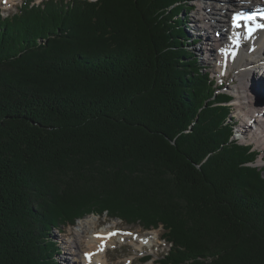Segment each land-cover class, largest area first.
I'll use <instances>...</instances> for the list:
<instances>
[{"label":"trees","instance_id":"1","mask_svg":"<svg viewBox=\"0 0 264 264\" xmlns=\"http://www.w3.org/2000/svg\"><path fill=\"white\" fill-rule=\"evenodd\" d=\"M194 2L0 9V264H56L91 212L162 228L157 264H264L261 154L184 44Z\"/></svg>","mask_w":264,"mask_h":264},{"label":"rangeland","instance_id":"2","mask_svg":"<svg viewBox=\"0 0 264 264\" xmlns=\"http://www.w3.org/2000/svg\"><path fill=\"white\" fill-rule=\"evenodd\" d=\"M4 0H0V9L2 10L4 16H7L9 14L15 13L17 11V5L22 3L24 0H12L8 4H3ZM43 0H35V3H40ZM237 0H230L226 3L219 4L215 0H196L193 3L194 11L192 13H187L185 21L188 24V26L185 27V30L188 34V36L192 37H199L201 38V41H197L196 44L190 43L187 41H184V44L186 45L187 50L192 53L194 56L197 57V63L200 68H205L207 71H211L214 76L220 77V80H218L219 86L222 84L223 91H226L227 93H231L235 95V100H237L236 94L232 91L235 89V87H238L240 84V80L238 78H235V73H230L229 76L225 77L222 79V75L220 76L218 73L219 70L216 69V58H217V53L212 52V42L220 41L222 38H217V33L215 32H220L219 31V24L215 21H212L209 32L206 31V27L204 23L206 22L205 15H206V9L208 6H212L211 9L214 10V13H216L217 18H221V21L224 20L225 18H231V11L230 12H223L221 9L225 8L226 11H229V9L236 8ZM238 4V2H237ZM183 17H185V14H183ZM210 17V16H209ZM203 19V20H202ZM219 20V19H218ZM229 21V19H228ZM205 27V28H201ZM223 32V31H222ZM229 29H225V33L228 34ZM204 35H207V37L210 39L208 42L204 41ZM211 47V48H210ZM210 55V58L208 55ZM206 56V57H205ZM207 58V59H206ZM260 72L257 74L259 80H264V72ZM231 95V96H233ZM244 104L249 103V93H246ZM235 100L233 103L231 102L229 106L232 107V123H235L238 121L243 123V119L239 118L238 114V109L235 105ZM253 103L257 104V101ZM258 108L262 107V103L260 106H257ZM237 113V114H236ZM235 128V127H234ZM241 131L245 132L244 128H240ZM235 131V129H234ZM240 130L236 131L235 133V139L240 140L241 143H251L255 145V149L261 154L259 160H257L256 166L259 167L260 169H263V175H264V148L260 147V145L252 140L250 137L251 135H246L244 134V138H242L238 132ZM262 138V137H261ZM253 145V146H254ZM260 148V150L258 149ZM261 151V152H260ZM88 218H94V220L97 223V229L95 231H103V230H120L122 234L118 236V239L115 241L114 244H112L108 250V264H144L142 262V257L147 258L150 256L152 259L149 262H146L145 264H157L158 259L165 254L169 250L168 244L163 241L162 235H163V229L159 228L156 230L158 233H161L159 235V238H156L153 235V233L150 234V232L153 231H145L141 226L138 225H128L125 223L120 218H111L107 213H104V215L99 216V215H94L91 212V215L86 216L85 218L78 220V222L75 224V226L67 227L65 230H60L58 227H53L54 231L49 234L50 236V241L54 242L57 244L58 251L55 256V262L56 264H81L80 260L78 259V249H77V244H73V241L80 240L79 232H78V225L81 221L87 220ZM78 227V228H77ZM57 228V229H56ZM104 228V229H103ZM94 228H89L88 230L91 231ZM78 233V234H77ZM125 233V234H124ZM143 239V240H142ZM85 247L82 248L83 253L89 252L88 247L86 246V242L84 243ZM78 252V253H77ZM78 257V258H77Z\"/></svg>","mask_w":264,"mask_h":264},{"label":"bare ground","instance_id":"3","mask_svg":"<svg viewBox=\"0 0 264 264\" xmlns=\"http://www.w3.org/2000/svg\"><path fill=\"white\" fill-rule=\"evenodd\" d=\"M12 0H8L7 3ZM217 1L218 5L222 4L223 2L226 3L230 0H215ZM238 2V4H237ZM261 4H264V0H237L236 1V8L229 9V11H226L224 6L221 9L223 12H230L232 17L234 16V12L241 11L246 6L255 7L260 6ZM263 6V5H261ZM212 6H208L206 9V15H205V27L206 31L208 33L210 28V25L212 21H215L219 24V31L215 32L220 35L219 38L225 37L223 39H220V41L212 42V52L217 53V64L216 69H218L221 74H228L230 72L235 73V78H238L240 80V84L238 87H235L234 90H232L236 96L237 100H235V105L238 109V116L239 118L243 119L242 128L245 129V132L240 131L238 134L244 138V134L251 135V139L256 141L260 147L264 148V80H258V77L255 76L254 72H252V69L254 67L258 68V61L264 62V40H262V37H264V33H258L251 39L247 38L245 35H240V42L241 46L244 48H247L246 50L252 51L251 55H245L243 53V50H240L238 53L235 54V59L233 61L230 60V57L226 54V50L229 48L230 44L228 39V34L225 33V29L231 28V21L232 18H225L221 21V18L216 17V13H214V10L211 9ZM210 16V17H209ZM219 19V20H218ZM229 19V21H228ZM203 20V19H202ZM189 24V23H188ZM201 27V28H205ZM223 31V32H222ZM229 33V32H228ZM207 36V35H204ZM199 39V38H198ZM207 40H210L207 38ZM211 48V47H210ZM208 55V54H207ZM210 58V55H208ZM206 57V56H205ZM250 58V62H246L247 58ZM207 59V58H206ZM229 59L227 62L226 60ZM262 72V71H261ZM260 75V72H259ZM260 81V82H259ZM249 93V103L244 104L246 93ZM257 101V104L253 103ZM262 103V107L258 108L257 106H260ZM236 113V114H237ZM262 137V138H261ZM253 143V142H252ZM255 144V143H254ZM256 145V144H255ZM260 150V148H258ZM264 161V160H261ZM183 216V215H182ZM79 229V235L80 240L73 241V244H77L78 249V259L80 260L81 264H108V250L109 247L115 243V241L118 239V236L113 237L112 239H108L107 236H109L112 233H115L113 230H103V231H95L97 229V223L94 220V218H88L87 220H83L78 225ZM77 227V228H78ZM89 228H94L93 230L89 231ZM104 229V228H103ZM117 232V230L115 229ZM153 233L152 236L159 238V235L161 233H158L156 230L153 232H150V234ZM78 234V233H77ZM125 234V233H124ZM120 236V235H119ZM143 240V239H142ZM86 242V246L89 249V252L83 253L82 248L85 247L84 243ZM89 256H92L91 261H89Z\"/></svg>","mask_w":264,"mask_h":264}]
</instances>
